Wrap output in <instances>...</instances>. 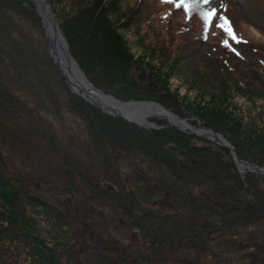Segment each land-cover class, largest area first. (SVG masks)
<instances>
[{"label": "trees", "instance_id": "1", "mask_svg": "<svg viewBox=\"0 0 264 264\" xmlns=\"http://www.w3.org/2000/svg\"><path fill=\"white\" fill-rule=\"evenodd\" d=\"M19 1L0 0V255L17 254L14 243L19 242L28 248L34 264H197L203 257L206 260V255H214L210 246L215 239L238 240L236 247H254L252 236L246 237L244 227L237 224L254 221V210L264 208V193L259 196V204L250 200L256 197L249 188L247 175L239 173L228 148L210 140L193 144L194 139L206 141L168 123L160 128L138 127L121 117L103 113L72 91L71 96L86 111L82 119L87 122L90 138L76 136L70 130L75 127H58L41 110L33 109L31 99L21 95L27 92L24 86L33 93L42 90L44 98V89L55 75L65 81L48 52H44L43 44L15 24L18 15L25 12H28L27 18L37 20L35 12L20 6ZM198 2L193 0L190 6L189 22L194 21L193 17L200 18V31L205 25L203 12L207 10ZM104 8L99 0L78 5L76 25L85 31L88 39L78 49L71 45L59 26L86 78L94 86L113 93L115 83L123 80L119 75L123 72L118 69L120 63L126 65L129 59ZM183 10L174 6L164 18L160 14L159 25L171 32L169 19L174 14L181 19ZM53 12L56 16L54 9ZM183 23H177L172 30L181 27V34L186 33L183 29L188 22ZM220 31L227 35V39L221 40H231L225 31ZM189 37L190 44L176 47L178 53L168 55L175 60L189 61L203 79H208L212 70L222 75L223 70L213 68L214 59L222 60L218 55L196 57L203 64L194 59L193 49L201 37L198 36L199 40ZM214 40L218 41L214 50L220 53L223 48L228 57L231 51L227 46L218 37ZM89 43H93L96 51L90 50ZM97 47L106 57L96 55ZM162 50L165 49L162 47ZM114 52L120 55L114 56ZM206 63L209 69L203 66ZM95 64L111 82L109 79L98 81L91 75ZM208 70L211 71L207 74ZM32 77L43 84L32 81ZM36 101L42 103L43 99L37 96ZM214 112L216 117L228 115L220 105ZM239 120L232 119L238 134L235 129L232 133L212 121L204 124L221 132L239 158L264 166V126L240 129ZM57 129L62 131L58 133ZM81 139L80 150L87 154L88 161L81 151L72 148L73 141L80 145ZM258 143L261 154L248 150ZM43 192L51 199L42 197ZM38 206L48 207L55 213L46 215L43 220L49 227L41 230L32 214L37 213ZM124 222L129 228L137 227L141 236L129 248L122 249L115 240H108L103 229L111 223ZM246 238L249 240L244 245ZM191 255H196L193 261ZM244 255L250 257L248 264H264V255L262 261L254 254ZM204 259L200 264H210ZM0 264H6L1 256Z\"/></svg>", "mask_w": 264, "mask_h": 264}, {"label": "rangeland", "instance_id": "2", "mask_svg": "<svg viewBox=\"0 0 264 264\" xmlns=\"http://www.w3.org/2000/svg\"><path fill=\"white\" fill-rule=\"evenodd\" d=\"M96 1L97 0H50L58 19L57 23L59 22L58 25H61L69 42L75 49H78V47L82 45L85 46L88 41L85 36V31L79 30L76 25L75 19H77L78 5L84 6ZM99 1H101V5L105 7L104 9L107 10L109 19L113 22L114 28L122 41L123 50L126 52L129 59L126 65L120 63L121 68H118L123 70V72L119 74L123 76V80L114 85L113 93L111 92V94L115 98L126 101L128 99L122 98L132 96L139 98L133 100L154 101L180 118L194 116L199 118L203 125H205L204 121H212L216 125H224L226 129L232 133L235 129L233 128L235 123H232V119L236 121L240 118V129L250 128L249 126H251V128L252 126H264V0H210L209 4H203L199 0L198 3L202 8H205L207 11L211 8H215L217 10L216 14L211 18V23L207 27L203 25L202 30L199 31V24L202 25L200 18L193 17L194 21L190 23V13L188 12L186 14L183 10L180 18L183 22H188L187 27L183 29L186 33L183 34H181V27H179L178 30H172L178 26L177 23L180 25L184 24L180 21L181 19H179L178 14H174V16L169 19L172 27L171 32H169L167 28H162V26L159 25V15L161 14L162 18H164L166 14H169L170 11L173 10L174 4H165L162 0H110L115 1V3L110 5L108 0ZM19 2L20 6L22 4L27 9H32V11H34L31 1L21 0ZM26 13L28 12L19 14L18 19L14 20L15 24L18 28L23 29L29 36L31 35L38 43H42L44 52H48L50 57L47 39L40 18L33 12L34 17L38 21L33 18L31 20L26 17ZM220 17L227 18L233 32L240 41L237 43L232 38L230 41H227V48L232 53H229L228 57L224 55L225 50L223 48H220V53L223 55H220L218 51L214 50V46H218V41H215L214 37H218L220 43L223 45H225L224 42L226 41L225 39H227L226 34H221L220 30L222 29L216 26L217 24L223 23ZM159 26L163 30H161ZM39 29L42 32H40ZM190 35L196 38H198V36L201 37V40L198 38L199 45L197 48L194 47L193 49L195 54H192L198 63L203 64L196 57L202 58L204 55L207 57L218 55L222 60L226 58L223 62L222 60L218 61L214 59L215 66H213V68L219 67L220 70H223L222 75L220 71L212 70L211 76H209L208 79H203L194 68H192V64L189 61L175 60L174 57L168 55L169 53L170 55H172V53L177 54L178 50L175 51L176 47L190 44ZM222 38L225 39L221 40ZM89 44L91 47L90 50L96 51L93 47V43ZM162 47L165 49L164 51ZM84 50L85 48L82 49V52H84ZM112 54L117 56L120 55V52H114ZM96 55L106 57L105 52L100 50L99 47H97ZM206 61L209 60H204V62ZM205 65L208 64L206 63L203 66L206 67ZM225 66H228L230 69L225 68ZM206 68L209 69V67ZM227 70H229L228 72L230 73H227ZM209 71L211 70H208L207 74ZM48 74L52 75V73ZM91 75L96 77L98 81H107V79H109L111 82L109 76L104 73L103 69L97 64H95L94 68L91 70ZM32 78V81H38L39 84H43L41 80L35 79L34 77ZM32 83L35 86V83ZM7 89H10V87ZM12 89L17 91L16 86H12ZM23 89L27 90V92L21 95L26 99H31L32 103L35 105L33 109L41 110L55 125L58 127H65L66 129L75 127V129L70 128V130H74L76 136L80 135L82 139L91 137L87 122L83 120L85 119L83 115L86 114V111L82 110L83 106L81 103L71 96V90L63 80L61 81V79L57 77V75L54 76L47 88L44 89L46 91L44 92V98L42 90L33 93L26 86H24ZM37 96L43 99L42 103L36 101ZM148 97L156 98L159 101L156 99H149ZM218 105L222 106V108H224V114H228L229 116L216 117L217 113L214 112V110ZM19 112L22 113L21 110H19ZM103 113L111 116V114L104 111ZM216 118L221 120H216ZM123 119L128 121L125 118ZM149 121L158 125V128L164 126V123L169 124L167 119L163 116H152L149 118ZM187 121L189 125L197 128L196 119H188ZM131 123L138 127H143L137 123ZM61 131L62 130L57 129L58 133ZM82 131L89 135V137L83 134ZM234 132L236 134L239 133L236 129ZM61 136L66 137V135ZM200 137H203L206 142L194 139L193 144L201 145L210 141L212 143L216 142L204 136ZM78 139L79 138L76 140L78 141ZM82 139L79 141L81 146L78 142L73 141L75 145H73L72 148L78 152L81 151L80 153L83 158L88 161L87 154L82 152ZM217 144L215 145L216 147ZM80 147H82L81 150ZM248 150L252 153H262L259 143L249 147ZM248 150L246 153H248ZM125 164L126 163H122L123 167H126ZM239 173L241 172L239 171ZM241 174L247 175L249 188L256 197H250V200L259 204V196L264 193V174L254 171H246ZM40 194L48 200L51 199V197L44 192ZM256 204L254 205L257 207ZM32 214L35 216L37 226L40 230L41 227H49L43 220L46 215H55L52 210L44 206H38L37 213ZM253 214L254 221L251 224H248L249 222H239L237 225L244 228L247 227V229L242 228V230L246 237L249 235L252 236L253 243H256L254 247H236L239 241L235 239V241L231 242L222 240L219 242L215 239V242L212 241L210 246L211 252H213L214 255L205 256L210 264H248L246 261H249L250 257L244 254H254L259 261H262L261 259L264 255V208L255 209ZM2 223L5 224V222ZM124 223L125 224L111 223L103 229L108 240H115V243H119L122 249L129 248L137 237L141 236L137 227L132 226L129 228L127 227V223ZM238 239L241 240L240 238ZM230 240L233 239L230 237ZM248 240L249 238H246L243 244L245 245ZM14 245H16L14 246V250H16L15 252L18 251L17 254L0 255L3 260H6V264H34L28 248H26L24 244L15 242ZM249 249L251 253L247 254ZM195 256L196 255H191L190 258L192 261L195 259ZM202 259H204V257ZM202 259H200L197 264L202 263ZM207 259H204V261L207 262Z\"/></svg>", "mask_w": 264, "mask_h": 264}, {"label": "water", "instance_id": "3", "mask_svg": "<svg viewBox=\"0 0 264 264\" xmlns=\"http://www.w3.org/2000/svg\"><path fill=\"white\" fill-rule=\"evenodd\" d=\"M33 3V10L38 15L41 20L42 27L45 32V36L47 39V46L50 57L52 58L53 62L55 63L57 70L63 77L65 83L68 85L70 90L80 97L84 98L90 104L98 107L100 110L109 113L114 116H121L128 121L137 123L138 125L148 127V128H158V125L155 123L144 120L145 123H140L133 119L126 117L124 114H121L117 111L111 110L109 108L110 105H101L99 102L93 100L91 97H95L99 100H107V101H114L116 103L122 104L125 107L131 108L136 103H147L151 105H156L162 111H164L168 116H170L173 120H170L166 117L167 121L170 125H174L179 127L181 130H188L189 132L207 137L210 140L216 141L219 145H222L229 149L230 154L234 160L235 165L237 166L238 170L241 173H245L246 171H254L261 174H264V166L258 167L253 162H250L245 159H241L238 157L234 146L228 141L220 132L215 131L213 128L205 126L202 124L199 118L194 116H188L184 118L178 117L176 114L172 113L171 111L167 110L164 106L154 101H140V100H133L129 99L126 101H121L115 98L110 92H106L98 87H95L85 76L83 71L80 69L79 65L73 58L70 53L69 44L64 36V33L60 29L53 9L48 0H39L37 3L36 0H29ZM188 119H196L197 121V128L194 126L189 125Z\"/></svg>", "mask_w": 264, "mask_h": 264}, {"label": "bare ground", "instance_id": "4", "mask_svg": "<svg viewBox=\"0 0 264 264\" xmlns=\"http://www.w3.org/2000/svg\"><path fill=\"white\" fill-rule=\"evenodd\" d=\"M39 3V0H36ZM93 100L99 102V104L105 106L110 105L109 108L111 110L117 111L121 114H124L126 117L138 121L140 123H145L144 120H149L152 116H164L170 120H173L170 116H168L162 109H160L156 105H151L147 103H136L131 108L125 107L122 104L116 103L114 101L107 100H99L95 97H91Z\"/></svg>", "mask_w": 264, "mask_h": 264}, {"label": "snow or ice", "instance_id": "5", "mask_svg": "<svg viewBox=\"0 0 264 264\" xmlns=\"http://www.w3.org/2000/svg\"><path fill=\"white\" fill-rule=\"evenodd\" d=\"M164 3L174 4L175 7L180 8L183 7L185 13L187 14L191 9L190 6L193 3V0H162ZM203 4H209L210 0H200ZM216 9L211 8L207 12L203 13V19L205 21V26L207 27L211 23V18L216 14ZM223 23L217 24V27H220L223 31H225L230 38L235 40L237 43L240 41L237 39L235 33L233 32L229 21L225 17H220ZM225 46H228L227 41L224 42Z\"/></svg>", "mask_w": 264, "mask_h": 264}]
</instances>
